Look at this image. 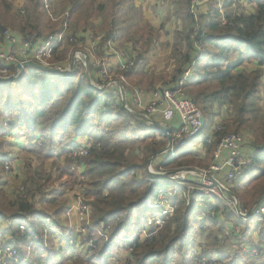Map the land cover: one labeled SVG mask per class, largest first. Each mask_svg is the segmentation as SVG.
<instances>
[{"label":"trees","instance_id":"obj_1","mask_svg":"<svg viewBox=\"0 0 264 264\" xmlns=\"http://www.w3.org/2000/svg\"><path fill=\"white\" fill-rule=\"evenodd\" d=\"M191 1H175L177 8L174 14L179 28L173 33L171 56L176 59L178 65L173 70L172 77L176 79L187 69L186 66L190 64V54L187 51L196 53V44H199L197 51L202 52V56L196 61L183 87L186 91L183 97L192 100L200 108L205 122L201 131L183 151H178L175 157L160 164L183 166L188 161L190 165H208L209 161L194 159L190 154L197 141L206 145V151L212 154L215 143L222 134L248 130L257 150L253 164L243 173L236 185L232 186V192L240 200L241 208L248 211L256 200L264 196V0H223L224 7H230L234 2L248 3L255 7V11L249 14L240 12L226 15L225 23L212 7L206 8L205 13L198 11V15L194 16L190 8ZM50 6L56 15L68 12L75 27L84 25L83 31L103 32L100 46L108 38L138 43V57L144 60L153 41L159 37L158 31L165 25V22H161L156 28L147 22L139 26L135 22L138 15L135 0H50ZM11 7L12 4L8 0H0V12L4 16L0 29L10 24L19 30L21 35L35 33L38 38L60 29L47 27V22H44L43 0H27L24 16L16 19H11L8 15ZM195 21L199 24V30L193 38H189L188 34L192 31ZM67 48L64 47V50L67 51ZM232 54L235 56L232 57ZM132 70L127 73V77ZM135 77L136 85H141V88L143 86L149 93L165 75L156 74L143 64L136 71ZM91 79L94 80L93 77ZM258 102H261L262 106V117L259 120V111L256 109ZM224 105H230V110L224 109ZM2 118L10 119L9 127L13 131L18 128L17 124L29 131V144L33 151H42L43 149L39 148H45L47 156L53 157V153L61 149L55 156L64 157L67 166L71 160V148L87 145L88 155L83 162L86 173L93 178L92 186L96 187L94 200L90 202L92 220L96 226L105 224L109 218L116 220L121 217V224L117 226L121 229L129 217L139 212L145 203L147 206V200L152 198L154 191L160 187V183L154 182L158 177L144 168L148 158L162 148L156 146L157 138L164 136L163 132L135 118L109 90L92 86L79 64L75 65L74 73L68 77L28 67L19 79L0 81V121ZM215 119H218V122ZM213 120L210 130L208 128ZM257 121L259 123L256 124ZM38 123L45 127L40 132L44 138L42 145L32 142V139L41 137L40 133L35 131ZM218 125L222 127L220 132L213 130L214 126ZM45 130L49 132L46 133ZM211 131L212 143L207 145L205 138ZM77 139H85L88 143L74 144L73 141ZM136 141H139V150L143 151V156L140 159L135 155L128 158L127 152ZM245 143L247 144L246 140ZM3 156L0 152V158ZM67 169L61 168L60 175L66 174ZM141 170H144L143 177L137 178L136 173ZM44 173L46 172L37 170L28 176L27 181L31 183V187L24 195L43 191V181L50 179L49 174L52 175L48 172L45 176ZM104 191H107L106 195ZM197 194L193 191L189 193L188 205L185 204L186 200L176 199L173 215L167 219L164 229L157 235L132 241L129 244L132 247L129 253L133 260L127 261L126 264H171L175 259L179 264H193V260L198 258L195 257L197 254L189 256V253L195 243V233L209 226H213L211 230L214 228L221 231L224 225H219V217L209 214L212 211L217 212L219 204H211L210 201L201 203L196 199ZM55 199L56 197L52 196L48 201L54 204ZM263 204L264 198L257 205ZM16 206L21 207L22 213L33 211V205L26 200L18 199ZM61 208L60 205L58 210L61 211ZM198 209L203 214L202 219L196 218ZM3 212L5 211L0 210V213ZM12 215L15 217L14 211ZM242 224L247 241L252 247L262 251L264 215L261 222H253V217H249ZM137 225L139 226L140 222ZM252 225L257 231L250 235L252 231L248 232V229ZM11 226V241L14 239L18 248L20 243L16 240L24 239L27 235L19 236L17 224L13 223ZM32 226L35 227V224L32 223ZM120 231L122 230L115 229L112 234ZM255 237L259 242H254ZM48 250L51 255L32 250V258L27 260L28 264L58 263L55 260L60 250ZM198 251L200 254L214 257L216 264L239 262L237 257L223 254L216 245ZM61 263L63 264H58Z\"/></svg>","mask_w":264,"mask_h":264},{"label":"rangeland","instance_id":"obj_2","mask_svg":"<svg viewBox=\"0 0 264 264\" xmlns=\"http://www.w3.org/2000/svg\"><path fill=\"white\" fill-rule=\"evenodd\" d=\"M8 1L12 4V7L8 12V15L11 19H16L19 16H24L27 0ZM175 1L176 0H167L165 2L166 4H168L167 2H169V7L167 8V10L169 11L166 10L169 13H166V15L170 14V17H172V15L175 16L174 12L177 8ZM196 2L197 9L194 10L195 16L198 15V11L200 8L199 6H203L204 8L212 7L216 12L223 13L221 16V20L223 22H227L226 15L228 14H238L240 12H243V14H249L255 11V7L248 3L234 2L230 7H224L222 5L221 8H218V3L221 2V0H208L205 4L204 0H196ZM201 4H204L206 6ZM146 7L148 9V6ZM51 10L53 12V9ZM0 13V22L3 23L4 16L2 12ZM42 17L44 19V22H47V27H60V29L62 28L61 21H53L45 12ZM136 22L138 23L140 22V20L138 19ZM170 22H176V18H172ZM201 22H203V20H201ZM67 26L68 28L66 30V35L61 46L56 49L49 58H47L48 64L51 67H57L58 71H68V68L70 70L68 64H70L71 62H73V64L75 65L79 64L82 66L80 62L73 58L72 52L75 49H79L81 47L79 46V42H75V40H73V32L83 31L84 25H82V27H75L71 20V17H69ZM12 27V25L8 24L4 26V28L0 29V32L8 29L20 34L19 30L15 29V27ZM88 31L92 34H95L96 32L95 30ZM52 32L54 31H51L50 33ZM98 33H101V31H98ZM167 40L171 41V38H168ZM3 43L4 41L0 37V46ZM157 43L158 42L154 43L153 46H157ZM66 46L68 47L67 51L64 50V47ZM1 48L2 47H0V49ZM162 48L165 47H162L161 43L159 46V53L155 54V56L152 57V64L149 65V68L147 67L148 70H154V72H164V70L168 68V71L166 73H161L164 74L165 77L161 80L162 82L155 87L164 86L163 84L166 83L163 82H166L167 79H170L169 77L166 78V76L170 75V71L172 69L171 64L175 63L176 65H178V63H176V59L172 58L171 52L169 53V49L161 51L160 49ZM85 50H87L86 47ZM15 56L17 55L14 54V52L10 53V57L15 58ZM231 56L233 57L235 55L232 54ZM0 63V69H7V71L5 70V73H0V79L7 80L14 74L16 64L12 63V61H0ZM154 66L156 67L154 68ZM28 67L30 66L25 67L22 71L26 70V68ZM90 69L91 66L88 61L87 65L85 64L83 66V70L89 72ZM110 78H117L115 71L110 73ZM134 78L135 76L129 77L125 80L126 83H124L125 89L129 94L133 92L130 85L132 86V80ZM90 80L95 82L96 84H105L108 78L105 79L104 82H96V80L93 79ZM104 90H109V88H104ZM184 90L185 89L183 88V92ZM117 99L121 101L120 97H118ZM127 104L133 111H137L136 108L131 104V101L127 102ZM223 108L230 110V105H224ZM261 108V102H258L256 105V109L260 112V114L258 112L259 115L257 114V120L262 117ZM223 113L225 112L223 111ZM9 122L10 119L8 120L7 118H2L0 121V124H2L0 127V152L4 154V156L0 158V210L5 211L3 213H0V229L4 230L3 237H1L0 235V264H28L27 260L32 258V250L38 251L43 255H51L52 253L50 252V250H48L49 248L60 250L55 261H63V264H126L127 261H131L133 259L131 258V255L129 253L131 249L126 250L124 245L131 244L132 241H134L136 238L149 239L150 237L157 235L161 230L164 229L167 219L173 215L169 213L166 215L167 218H163L161 221H157V219L153 218L157 216V209H150L146 206L145 203L139 212L134 213L133 216L129 217L126 220L121 229L117 228V226L121 224V217H118L116 220L109 218L105 224H100L99 226L94 225L92 220V210L90 209L89 203L94 200V190H96V187L92 186L91 181L93 178L91 175L86 173L85 165L83 162V159L88 154L81 159L80 168L77 169L75 166L70 168L73 159L69 161L67 166L65 164L64 157L55 156L56 152H59L61 149L55 151L53 153V157L47 156V154L45 153V148H39L43 149L42 151H33L29 144L31 142L28 137V135H30L29 131L25 127H21V125L18 124L16 125L18 128L13 131L9 127ZM39 123H41V121ZM39 123L35 126L36 133H40L45 129L44 125H40ZM257 123H259V121H257L256 124ZM45 132L48 133L49 131L45 130ZM239 134L242 135L243 145L246 140L248 146L252 147L250 153H254L257 149L252 143L251 133L248 130H241L239 131ZM42 137L43 136L41 135V137L37 140L32 139V142H36L37 145H42L44 141V138ZM157 142L158 144L156 147L160 146L162 148L158 150V153L153 156L151 155L148 158H152V160L150 161L149 165L147 164V160L144 169L145 171L158 177L154 180V182L160 183V187L157 188L156 191H154L153 197L148 199L147 202H154L155 205L160 207L159 211L165 210V206L173 208V205H175L176 207V199H184L186 200L185 204L188 205L190 203L189 193L192 192V190L195 191V189H200L201 193H198L196 195V199L199 202H201L200 200H204L201 203L210 201L209 203L211 204H219V210L217 212L212 211L209 214L211 216L219 217V225H224L221 231H218L214 228L211 230V227L213 226H209L207 229L195 233V236L193 237V242L195 243L191 246V250L189 253V256H193L194 253L197 254L195 255V257L198 258L196 260H193V264H212L214 257L210 255L200 254L198 251V249L202 250L203 248H206L210 245H216L217 248L221 250L223 254H227V256L237 257L239 260L238 264H264V249H262V251L258 250L257 248L252 247L251 243L247 241L248 238L246 237L247 235H245L244 226L242 224V222L246 219L239 217L236 213L237 211L244 210L243 208H241L240 200L238 199L237 195L232 192V186L225 182V172L215 175V179L223 187L218 188L220 198L213 193L211 194L204 192V189L201 188L202 185L199 184V182L203 181V178L198 175L199 172L205 170L207 172V175H211V173L207 170L213 162L218 160V158L215 157L214 152H212V154L211 152H207L206 145H203L202 143L200 146H198V148L196 147L197 149L192 151L190 154L193 155L194 159L198 158L204 159L205 162L206 160L209 161L208 165H190V162L187 161L185 162L186 165L183 166H161L157 164L159 159H156L155 156L157 157L161 154V151H164L168 143V137L166 140V136L162 135L161 137L157 138ZM85 144H87V142ZM195 144H200V141H197V143ZM206 144L210 145L211 143L208 144L206 142ZM186 146L178 148L177 152L183 151ZM127 155L128 158H130L131 155H135V157L139 159L143 156V151L139 150V141H136V144H132L130 146V150L127 152ZM163 158H165V155L163 156ZM61 168H68L67 173L64 175H60L59 170ZM177 169H183L187 171L196 170L197 172L188 175L187 181H180L178 179L171 180L170 175L166 173ZM247 169L248 167L244 169L239 178L243 176V173L246 172ZM37 170L46 172L44 173V175L48 174V172L52 175L49 174L50 179H45L42 183L41 189L44 188V192L40 193L38 191L35 192V194L26 196L24 195V193L28 188L31 187V183L27 181L28 176L32 172ZM80 172H82L83 174H81ZM143 173L144 170L137 171V178H142ZM227 190H229L232 194H229ZM54 192H57L59 194H54ZM103 193L105 194L107 193V191H104ZM42 196L47 199H42ZM52 196L56 197V202L54 204H50L48 201ZM159 196H162V200L159 199ZM232 198V202L234 200L236 201V207L234 208H231L226 204ZM18 199L30 202V204L33 205L32 212L35 213H31L29 215H27L26 212L22 213L21 207L16 206V201ZM79 199L84 203H88L89 213L85 220H79L78 216L73 211H68V208L77 206L76 200ZM60 205L62 206L61 211L58 210ZM254 206L255 204L253 203L249 210H251ZM13 211L14 214H16L15 217H13L12 215ZM195 214L196 218L202 219L203 214L200 212V209H198ZM41 215H43V219L48 220L47 222L49 224V228L54 229L55 233H46L44 227L42 225H39L37 217ZM258 215L259 214L257 213L253 216V222H261L258 220ZM52 218L55 219L56 226L51 223ZM138 222H140L139 226L137 225ZM13 223L17 224L18 227L19 225H22L25 229H35L37 231V234L35 233V236L32 239L37 238L38 240H40L44 244L43 247L37 245L35 242L28 243L29 237H26L18 241L16 240L17 243H20L18 245V248H16L14 239L13 241H11V224L13 225ZM32 223L35 224V227L32 226ZM18 227V234L19 236H22ZM115 229L122 231L112 234L113 230ZM249 231H252L250 234L252 235L257 231V229L252 225L251 227H249L248 232ZM134 234L137 235L134 236ZM56 239L58 240V242L55 244ZM257 240L259 242V239L255 237L254 242H257ZM8 246H11V248H9ZM248 246H251L252 249L248 248L246 249V251H242L241 247L244 249ZM15 250L17 251V254H15ZM251 252L256 253L257 255H252ZM171 264H179V261L175 259Z\"/></svg>","mask_w":264,"mask_h":264},{"label":"built area","instance_id":"obj_3","mask_svg":"<svg viewBox=\"0 0 264 264\" xmlns=\"http://www.w3.org/2000/svg\"><path fill=\"white\" fill-rule=\"evenodd\" d=\"M167 0H158L160 4H164ZM223 5V0L218 3V8H221ZM191 10H193V15L195 16L194 10L197 9L196 0L191 1L190 5ZM43 9L44 12L52 19L53 21H61L62 28L59 31L52 32L45 37H36L35 33L20 35L11 30H4L0 32V37L3 39L4 43L0 46V61H12L16 66L23 64L25 62L31 61L42 64L46 67L53 68L57 70V67H51L47 58H49L53 52L58 49L63 39L66 35V30L68 28L67 21L70 17L68 12H63L61 14L55 15L52 12V7L50 6V0H43ZM219 13V12H218ZM221 16L223 13H219ZM223 22V21H222ZM225 23V22H223ZM199 30V24L195 21L192 31L190 33V37L193 38L195 33ZM73 40L75 42H79V49H75L72 54L73 58L82 64V67L89 61L91 66V73L95 75L96 82H104L105 79L108 78L105 84H96L91 81L94 87L97 89L109 88L111 95L114 97L122 96L125 99V103L123 104V108L127 110L130 114H132L135 118L144 121L146 124L150 125L154 122L153 115L159 112H163V105L171 108L175 113L178 114L180 118V125L177 129L167 130L164 132V135L169 136V140L167 146L165 147L164 155L165 159L173 158L177 154V149L184 147L190 140H192L202 129V111L200 108L190 99L183 97V87L191 73L192 68L189 67L181 74V76L175 81L173 86L171 87H155L149 92V97L146 102L142 101L141 95L144 91L142 89L131 86L133 92L131 94L125 89L124 83H126V73L131 68H137L140 64H142V59L138 57V45L135 42L130 43L131 56L128 57L126 52L123 49H120L116 45V40L113 38H108L103 42V46H100V43L103 41V34H92L89 31H74L73 32ZM85 47L87 50H85ZM14 52L17 56L15 58L10 57V53ZM69 55V54H68ZM110 55L116 56L118 60V64L116 68H113L109 64L108 57ZM11 63V62H7ZM70 67V64H68ZM1 67V63H0ZM27 67V66H25ZM23 67V69L25 68ZM75 68V64H74ZM7 69H0V73H5ZM65 71L69 76L72 75V72L67 69ZM116 72V79L110 78V73ZM86 72V71H85ZM23 71L17 67H15V72L9 78H19L22 76ZM90 74V71L88 72ZM1 78V77H0ZM136 108L137 111H133L127 104L130 102ZM151 126V125H150ZM214 130L220 132L222 127L220 125L214 126ZM212 131L206 136L205 141L210 144L212 143L211 137ZM215 157L218 158L217 161L213 162L208 172L211 175H207L205 170L199 172L203 178L202 182L199 184L202 185L201 188L204 189L206 193H213L220 198L218 188H223L220 183L215 179V175L225 172V182L231 186L235 185L237 181L240 179L239 176L244 171L245 168L249 167L253 164L254 153H246L243 149V138L242 135L237 133H228L222 134L218 141L215 143L213 150ZM88 154V147L78 146L71 148L70 156L71 160L73 159L70 168L75 166L77 169L80 168L81 159L84 158ZM161 165V164H159ZM162 166V165H161ZM196 170L187 171L183 169H177L167 172L166 174L170 175L171 180L178 179L180 181H187L188 175L196 173ZM83 174L82 172H80ZM159 181V179H158ZM167 182V181H162ZM196 193H201L200 189L192 190ZM44 192V189L43 191ZM40 192V193H42ZM25 194V193H24ZM106 195V193L104 194ZM163 195V193H162ZM43 199V196H42ZM159 199L162 200V196H159ZM233 198L230 199L226 204L231 208L236 207V201L232 202ZM201 202L204 200H200ZM77 206L68 208V211H73L79 220H85L88 213L89 207L88 203H84L82 200H76ZM233 203V204H232ZM90 205V203H89ZM162 205V204H161ZM147 207L150 209H157V216L153 217L157 219V221H161L163 218H167V214H173L175 205L173 208H169L165 206V210L159 211L160 207L153 203H148ZM35 212H32V214ZM161 213V214H160ZM239 217L247 219L249 217H253L255 214H259L258 220L261 221L264 215V204L258 206L257 204L249 211H237L236 212ZM31 213H28L29 215ZM43 215L37 217L39 225L44 227L46 233L54 232V229L49 228L48 220L42 218ZM55 226V219L52 218V222ZM22 236L27 235L25 237H29V242H35L37 245L43 247V243L36 239H32L37 234V231L32 228L25 229L24 226L19 225L18 227ZM31 230V231H30ZM35 231V232H33ZM4 230L0 229V235L3 237ZM137 234H134L136 236ZM24 238V237H23ZM12 243V242H11ZM246 245V244H245ZM247 246V245H246ZM11 248V246H8ZM132 247L128 246L127 250H130ZM252 249L251 246L246 248H242V251L246 249ZM17 254V251H14ZM252 255H257L256 253L251 252ZM212 264H215V261H212Z\"/></svg>","mask_w":264,"mask_h":264},{"label":"crops","instance_id":"obj_4","mask_svg":"<svg viewBox=\"0 0 264 264\" xmlns=\"http://www.w3.org/2000/svg\"><path fill=\"white\" fill-rule=\"evenodd\" d=\"M208 0H204V4L207 2ZM168 4H166V3H164V4H160L159 2H158V0H135V4H136V6H137V10H136V12L138 13V15H137V17H136V19H135V22L139 19L140 20V22H138V25L140 26V25H143L144 23H150V24H152L153 26H155L156 28L161 24V22H165V25H164V27L162 28V29H160L159 31H158V38H157V40H154L153 41V43H152V47H151V49H150V52H149V54L147 55V57L145 58L146 60H144L143 58H141L142 59V64H140L137 68H131V69H133L132 71H131V73L129 74V76L127 77V78H129V77H134L135 76V73H136V71L138 70V68L140 67V66H142L143 64H144V66L147 68H149V65L150 64H152V57L153 56H155V54H158L159 53V46H160V44L162 43V47H165V48H162V49H160L161 51L162 50H168L169 49V53L171 52V46H172V43H173V33H174V31L176 30V28H179V24L178 23H176V22H174V23H171L170 22V20H172V18L174 19V18H176L175 16H173L172 15V17H170L169 15H166V13H169V12H167V11H169V10H167V8L169 7V2H167ZM204 4H201V5H204ZM146 6H148V9H147V7ZM204 6H206V5H204ZM200 8H199V11L200 12H202V13H205L206 12V8H204L203 6H199ZM170 9V8H169ZM167 10V11H166ZM135 18V17H134ZM169 22H170V25H169ZM171 28H172V31H171ZM192 28H193V25H192ZM192 30V29H191ZM96 34H100V33H98V31H96L95 32ZM101 33H103V32H101ZM190 33L191 32H189V34H188V36H189V38H191L190 37ZM168 38H171V41H169V40H167ZM116 40V45L118 46V48H120V49H123L125 52H126V54H127V56L128 57H130L131 56V50H130V43H131V41H129V40H125V39H118V38H116L115 39ZM156 42H158L157 43V46H153V44L154 43H156ZM137 45H138V43H137ZM198 47H197V49L199 48V44H196ZM103 46V45H102ZM194 46H195V44H194ZM138 47H139V45H138ZM197 49H196V53L195 52H193V53H191L192 51H187V53L188 54H190V58H189V60L188 61H190V64L188 65V66H186L187 68H189V67H191L192 69H193V67L195 66V63H196V61L197 60H199L200 58H201V56H202V52H199V50L197 51ZM195 57V58H194ZM194 58V59H193ZM192 59V60H191ZM108 60H109V64L113 67V68H116V66H117V64H118V60H117V58H116V56H114V55H110L109 57H108ZM177 65L175 64V63H173V64H171V67H172V69H171V71H170V75L169 76H166V78H170V79H167L166 80V84H163L165 87H171V86H173V84L175 83V81L179 78V76L181 75H179L176 79H174L173 77H172V72H173V70L175 69V67H176ZM156 66H154V68H155ZM186 67H184V68H186ZM147 68V69H148ZM130 71V70H129ZM129 71L127 72V73H129ZM150 71H152V72H154V70H150ZM168 71V68H166L165 70H164V72L166 73ZM164 72H154V73H156V74H161V73H164ZM127 73H126V76H127ZM182 73V72H181ZM90 75V79H91V77H93L94 78V80H95V75L93 74V73H91V74H89ZM136 78V77H135ZM133 79L132 80V85L133 86H135V87H138V88H140V89H142V91H144L143 92V94L141 95V98H142V101L143 102H146L147 100H148V97H149V93H148V91L146 92V90H145V88L142 86V88H141V85H140V87L138 86V85H136V79ZM162 81L160 80L158 83H157V85L158 84H160ZM183 96H185V90H184V92H183ZM121 101H122V98H121ZM162 108H164V111L163 112H159V113H156V114H154L153 115V120H154V122L157 124V125H161V126H163V127H165V128H168L170 131L171 130H174V129H177L178 127H179V125H180V118H179V116H178V114L177 113H175L171 108H168V107H166V105H163L162 106ZM215 121L216 122H218V119H215ZM205 122V121H204ZM213 123H214V120H213V122H212V125H210L209 126V128L208 129H210L211 130V128H212V126H213ZM154 127V126H153ZM209 130V131H210ZM213 130H214V128H213ZM162 131V130H161ZM208 131V132H209ZM163 132V131H162ZM163 134H164V132H163ZM166 140H167V137H166ZM86 143H88V141L87 140H85V139H82V140H80V139H77L76 141H73V143L74 144H76V143H80V142H82V143H84V142ZM202 144V142H200V144H195V146L194 147H192L191 149H193V151L195 150V149H197L198 148V146H200ZM197 147V148H196ZM243 149H244V152H246V153H249V152H251V150H252V147H249L248 146V144H246V143H244V145H243ZM254 150V149H253ZM164 151H165V149H164ZM164 151H161L160 153V155H158L157 157L155 156V158L156 159H159V161L157 162V164H160V163H162L163 161H164V159L165 158H163V156H164ZM159 151H157V152H155L154 154H152V156L153 155H155L156 153H158ZM58 153L59 152H56V155H58ZM154 158V159H155ZM202 158V157H201ZM54 193H56V194H59V193H57V192H54ZM44 196V195H43ZM49 196V195H48ZM47 196V197H48ZM43 199H47V198H44L43 197ZM58 242V240L56 239V241H55V244ZM129 246V244H126L125 245V248H126V250H127V247ZM63 262V261H62ZM59 263V262H58ZM58 263H56V264H58ZM64 263V262H63ZM62 264V263H61Z\"/></svg>","mask_w":264,"mask_h":264},{"label":"water","instance_id":"obj_5","mask_svg":"<svg viewBox=\"0 0 264 264\" xmlns=\"http://www.w3.org/2000/svg\"><path fill=\"white\" fill-rule=\"evenodd\" d=\"M25 66H30V67L36 68V69H38V70H42V71H46V72H50V73H53V74L58 75V76H61V77H68V76H69L65 71H58V70H55V69H53V68L46 67V66H44V65H42V64H39V63H36V62H31V61H28V62H25V63H23V64L17 65L16 67L19 68V69H21V70H23V67H25ZM70 71H71L72 73H74V71H75V68H74V64H73V62L70 63ZM85 76H86L88 82H89L92 86H94V85L92 84L91 80H90V75H89V73H88L87 71L85 72ZM11 79H13V78H8L7 80H11ZM0 81H4V79H0ZM124 103H125V99H124V97L122 96V105H123ZM202 124H204V117L202 118ZM150 125L159 128V129L162 130L163 132H167V130H168V128H165V127H163V126H161V125H157L155 122L151 123ZM167 137H168V140H169V136H167ZM151 160H152V158H151V159H148V162H147L148 165L150 164V161H151ZM227 192H228L229 194H232L229 190H227ZM263 198H264V196H262L260 199L256 200V201L254 202V204H255V205L258 204Z\"/></svg>","mask_w":264,"mask_h":264},{"label":"bare ground","instance_id":"obj_6","mask_svg":"<svg viewBox=\"0 0 264 264\" xmlns=\"http://www.w3.org/2000/svg\"><path fill=\"white\" fill-rule=\"evenodd\" d=\"M200 136H201V135H200ZM200 136H199V137H200ZM190 141H191V140H190ZM190 141H189V142H190ZM189 142H188V143H189ZM188 143H187V144H188ZM187 144H186V145H187ZM192 144H193V143H192ZM186 145H185V146H186ZM176 152H177V151H176ZM148 203H150V202H148ZM148 203H147V204H148Z\"/></svg>","mask_w":264,"mask_h":264}]
</instances>
